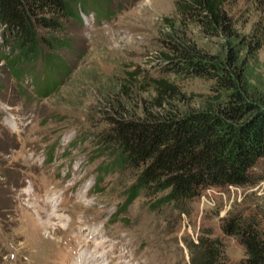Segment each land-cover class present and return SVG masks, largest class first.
<instances>
[{"label": "rangeland", "instance_id": "1", "mask_svg": "<svg viewBox=\"0 0 264 264\" xmlns=\"http://www.w3.org/2000/svg\"><path fill=\"white\" fill-rule=\"evenodd\" d=\"M177 4L99 0L59 30L67 43L27 54L0 24V264H191L187 241L208 227L232 260L245 256L221 223L239 209H264V179L211 184L185 210L160 200L161 190L132 195L137 169L114 162L99 142L118 102L143 115L153 76L181 87V109L208 103L212 77L165 67L176 32L165 16L206 50L227 46L197 21L184 23ZM228 6L247 34L260 15L255 1ZM246 54L254 87L264 89V44Z\"/></svg>", "mask_w": 264, "mask_h": 264}, {"label": "trees", "instance_id": "2", "mask_svg": "<svg viewBox=\"0 0 264 264\" xmlns=\"http://www.w3.org/2000/svg\"><path fill=\"white\" fill-rule=\"evenodd\" d=\"M98 1L0 0V24L21 53L37 52L42 43L51 48L67 43L59 30ZM233 1L178 0L177 4L181 20L197 21L208 35L219 36L227 46L225 52L204 49L180 30L175 18L165 16L176 31L169 36L165 67L212 77L205 106L181 109L175 101L181 87L156 75L155 94L143 115L129 113L122 102L106 112L108 125L100 128L99 142L110 149L114 162L137 169L132 195L141 189L161 190L160 200L188 210V202L211 184L264 179V166L258 165L264 159V89L254 87L251 59L246 56L264 44V0H254L260 15L248 35H242L241 17L228 6ZM221 226L238 235L245 256L232 260L223 236L208 227L187 241L191 264H264V209H239L225 215Z\"/></svg>", "mask_w": 264, "mask_h": 264}, {"label": "bare ground", "instance_id": "3", "mask_svg": "<svg viewBox=\"0 0 264 264\" xmlns=\"http://www.w3.org/2000/svg\"><path fill=\"white\" fill-rule=\"evenodd\" d=\"M75 263H76V261H75Z\"/></svg>", "mask_w": 264, "mask_h": 264}, {"label": "built area", "instance_id": "4", "mask_svg": "<svg viewBox=\"0 0 264 264\" xmlns=\"http://www.w3.org/2000/svg\"><path fill=\"white\" fill-rule=\"evenodd\" d=\"M231 185V184H230Z\"/></svg>", "mask_w": 264, "mask_h": 264}]
</instances>
